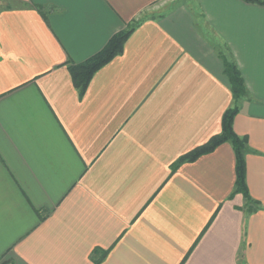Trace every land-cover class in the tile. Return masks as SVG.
<instances>
[{
	"label": "crops",
	"instance_id": "obj_1",
	"mask_svg": "<svg viewBox=\"0 0 264 264\" xmlns=\"http://www.w3.org/2000/svg\"><path fill=\"white\" fill-rule=\"evenodd\" d=\"M135 24L81 95L68 68ZM247 94L230 142L176 169ZM0 264H264V5L0 0Z\"/></svg>",
	"mask_w": 264,
	"mask_h": 264
},
{
	"label": "trees",
	"instance_id": "obj_2",
	"mask_svg": "<svg viewBox=\"0 0 264 264\" xmlns=\"http://www.w3.org/2000/svg\"><path fill=\"white\" fill-rule=\"evenodd\" d=\"M245 1L264 5V0ZM135 26V24H132L116 32L101 50L86 60L81 62H71L69 64L68 68L70 70L73 83L79 89L81 95L85 94L95 73L123 52L125 43L134 31ZM222 59L224 62L225 75L229 81L235 104L224 112L221 131L213 135L206 143L197 146L180 156L173 165V168L176 169L185 161L196 160L203 154L213 151L224 142H230L234 148L236 156L235 193L237 192L243 194L246 200L245 209L247 212L252 213L258 211L260 207L259 202L252 197L247 184L246 154L249 149L248 138L246 136L239 135L234 129V119L240 109L239 102L244 96H246L247 88L237 63L233 59H229L224 55H222Z\"/></svg>",
	"mask_w": 264,
	"mask_h": 264
}]
</instances>
